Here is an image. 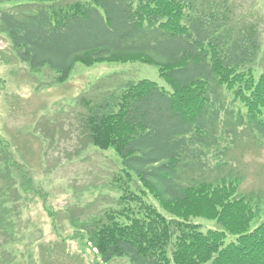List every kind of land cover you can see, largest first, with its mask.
I'll return each mask as SVG.
<instances>
[{"label": "trees", "instance_id": "obj_1", "mask_svg": "<svg viewBox=\"0 0 264 264\" xmlns=\"http://www.w3.org/2000/svg\"><path fill=\"white\" fill-rule=\"evenodd\" d=\"M0 4H10L0 10V33L20 61L35 72H55L57 83L67 82L78 64L142 63L157 66L168 84L128 79L85 99L84 135L116 152L127 178L121 200L133 201L79 223L75 236L97 249L101 263L264 264L259 196L241 193L238 173L215 179L206 173L208 150L222 156L215 162L222 170L239 142L264 141V35L257 22L244 20L237 0ZM12 162L0 137V264H22L5 247L15 241L5 218L19 220L23 210ZM134 179L142 182L139 192L130 188ZM148 191L170 215L146 202ZM202 217L218 227L205 230L196 220ZM42 247V264L62 261L55 249Z\"/></svg>", "mask_w": 264, "mask_h": 264}, {"label": "rangeland", "instance_id": "obj_2", "mask_svg": "<svg viewBox=\"0 0 264 264\" xmlns=\"http://www.w3.org/2000/svg\"><path fill=\"white\" fill-rule=\"evenodd\" d=\"M237 3L244 20L257 22L264 35V0ZM9 6L0 4V10ZM260 58L259 66L264 69V54ZM55 77L56 73L49 69L35 72L21 62L7 34L0 33V137L12 154V165H7L23 198L19 220L10 215L5 218V223L15 227V241L5 247L22 264H42V246L62 254V261L57 264H104L82 234L75 236L81 232L79 223L93 220L108 209L120 210L133 201L121 200V186L127 178L122 175L115 151L97 148L84 135L80 116L81 111L88 109L84 99L115 89L128 79L165 82L157 67L142 63L93 67L78 64L67 82L57 83ZM263 142L261 136L239 142L226 157L231 164L222 170L215 163L222 160L221 155L210 149L207 154L211 153L212 158L205 159L211 179L238 173L243 178L241 193L257 194L262 207ZM194 174L199 175L200 171ZM139 183L142 184L132 180L130 188L139 192ZM143 196L147 203L170 215L168 209L160 207L153 192ZM7 205L11 206L9 202ZM196 220L205 230L218 226L216 221L204 217ZM108 264L129 261L118 258Z\"/></svg>", "mask_w": 264, "mask_h": 264}]
</instances>
